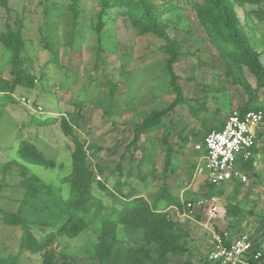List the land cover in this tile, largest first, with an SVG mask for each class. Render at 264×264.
Listing matches in <instances>:
<instances>
[{"label":"rangeland","instance_id":"1","mask_svg":"<svg viewBox=\"0 0 264 264\" xmlns=\"http://www.w3.org/2000/svg\"><path fill=\"white\" fill-rule=\"evenodd\" d=\"M166 1L157 0L156 5ZM179 1L178 8L164 14L163 24L179 43L181 55L173 70L183 102L164 115L159 129L147 130L138 140L137 127L176 100L167 70L170 57L159 49L160 44L117 7L106 12L99 32L101 8L96 0H79L77 12L71 9L73 0H7V8L0 2V35L8 34V27L21 30L24 66L33 79L32 85L16 91V103L1 115L0 163L17 157L21 138L30 139L56 163L54 169L31 166V170L50 184L57 196L67 198L69 188L62 178L70 170L73 144L61 128L66 119L87 152L96 180L105 182L109 177L107 185L113 188L117 165L122 163L124 174L131 170L130 178L123 179L127 182L125 193L135 188V195L143 196L154 207L162 190L167 189L182 203V209L168 206L165 200L156 204L188 232L183 254L169 256L164 264L203 262L211 248L213 229L228 230L233 235L246 233L264 247V123L258 152L253 155L256 178L247 174L248 181L239 188L237 183L222 186L231 203L241 207L240 213L227 214L225 196L203 197L208 186L205 174L200 173L201 155L195 147L208 128L219 127L248 102L250 94L227 75L218 49L193 8L199 0ZM245 7L257 8L251 4ZM237 12L243 21V9L237 7ZM253 17L257 37L264 38V21ZM242 76L248 85L256 87L257 79L246 67ZM0 77L12 79L9 54L2 42ZM258 97L264 99V90ZM34 102L42 111L33 107ZM33 115L57 121L37 127ZM200 199L204 207H194L191 212L187 203ZM213 205L220 211L211 226L205 211ZM110 209L111 202L99 218L108 217ZM99 225L96 221L93 228ZM118 237L129 244H139L142 238L140 231L128 226L119 227ZM16 239L19 245L20 234ZM95 240L96 235L87 231L79 238L59 240L56 247L84 258Z\"/></svg>","mask_w":264,"mask_h":264},{"label":"trees","instance_id":"2","mask_svg":"<svg viewBox=\"0 0 264 264\" xmlns=\"http://www.w3.org/2000/svg\"><path fill=\"white\" fill-rule=\"evenodd\" d=\"M101 8L97 30L104 27L107 11L120 8L127 14L133 24L145 34L153 37L154 43L160 44L159 49L169 55L167 70L171 76V85L176 91V100L165 111L153 113L136 129L135 140H138L147 130L159 129L164 115L177 107L181 102L182 89L177 85V75L173 70L181 55L179 43L166 32L163 16L169 10L178 8L179 0H167L156 5L157 0H96ZM7 8V0H0ZM79 0H73L71 9L78 11ZM264 0H199L193 4L200 24L207 31L211 42L218 49L225 63L227 75L234 82L244 85L250 94L248 102L237 109L240 113L248 111H263L264 99H259V92L264 90V38L257 37L253 25L254 17L264 21ZM246 4L257 8L247 9ZM237 7L243 9V21L237 12ZM8 34L0 35L5 50L9 54L10 75L12 79L0 77V119L7 107L16 103L14 94L19 88L33 84V79L24 66L23 52L25 49L21 30L8 27ZM246 67L257 79L255 88L246 83L242 72ZM30 101L29 98H24ZM33 107H39L35 102ZM57 118L39 119L33 115L32 122L37 127H46L56 123ZM264 123V117H263ZM62 131L73 144L69 173L62 178V183L69 188L67 198L57 196L53 187L31 170V166L54 169L56 163L34 144L30 139L21 138L17 142V157L6 163H0V264H164L169 256H180L184 252L183 241L188 232L179 227V223L166 211L158 210L156 204L165 200L168 206L183 208L182 203L163 189L161 199L156 200L154 207L143 196H136L135 188L123 191L130 178V169L124 174L125 166L117 165V181L113 188L105 182L96 180L94 171L88 160L84 146L74 134L73 128L62 121ZM225 121L219 127L207 129L205 137L214 130H221ZM262 137L260 130L258 140ZM257 143L252 149V157L241 161L239 168L246 174L256 178L254 154L258 152ZM201 155L202 151H198ZM105 170L99 173L105 175ZM112 174H115L112 171ZM237 183L238 188L243 182ZM208 191L203 197L212 199L224 197L228 199L226 211L228 215L236 216L241 207L231 203V196L222 186H212L206 183ZM108 217L99 218L108 209ZM199 219L200 216H197ZM100 221L98 227L93 224ZM215 223V221H214ZM212 224V226L214 225ZM120 226L132 227L141 232V243L129 244L118 237ZM91 231L96 240L91 243L88 256L80 257L65 250L58 249L56 243L62 239L79 238L85 232ZM230 232V231H229ZM231 233V232H230ZM20 234L19 245L16 237ZM232 236H238L233 235ZM262 244L255 242V247ZM18 247V248H17ZM208 255L201 263L186 260L181 264H210Z\"/></svg>","mask_w":264,"mask_h":264},{"label":"built area","instance_id":"3","mask_svg":"<svg viewBox=\"0 0 264 264\" xmlns=\"http://www.w3.org/2000/svg\"><path fill=\"white\" fill-rule=\"evenodd\" d=\"M36 109L42 111L39 106ZM263 111L240 113L234 110L221 130L209 133L203 143L196 145L202 151L200 173H204L207 183L222 186L229 182H247L248 176L239 166L241 161L252 157V149L257 143V135L263 124ZM204 200L189 202L187 207L203 208ZM220 207L213 205L205 211V219L212 226ZM211 248L208 252L210 264H264V247H255V239L243 233L232 236L228 230H211Z\"/></svg>","mask_w":264,"mask_h":264}]
</instances>
